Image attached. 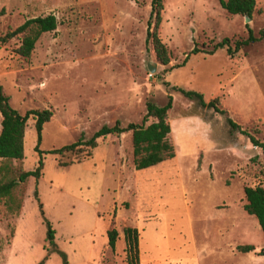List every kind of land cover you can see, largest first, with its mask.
I'll return each instance as SVG.
<instances>
[{
  "label": "rangeland",
  "instance_id": "obj_1",
  "mask_svg": "<svg viewBox=\"0 0 264 264\" xmlns=\"http://www.w3.org/2000/svg\"><path fill=\"white\" fill-rule=\"evenodd\" d=\"M161 1L157 32L170 55L167 65L146 41L151 0H0V36L10 34L0 42L2 90L20 114L52 111L38 144L40 178L20 183L18 212L17 202L0 200V263L127 264L123 228L135 227L138 264H264V235L243 208L244 186L264 187L260 149L231 130L223 115L173 88L199 92L206 102L218 98L233 121L263 140L264 0L255 1L247 22L218 0ZM48 14L56 17V29L39 36L28 59L19 56L15 29ZM247 25L259 39L234 50L247 38ZM223 38L231 56L226 46L189 53L194 44L208 50ZM150 61L157 64L153 73ZM168 96L172 159L136 170L130 131L99 138L85 159L83 152L49 153L116 120L140 123L146 102L161 106ZM36 145L30 117L20 164L25 171L37 165ZM69 158L70 166L58 165ZM44 219L54 245L46 241ZM109 227L118 232L114 250L107 245ZM244 245L253 250L237 248Z\"/></svg>",
  "mask_w": 264,
  "mask_h": 264
},
{
  "label": "trees",
  "instance_id": "obj_2",
  "mask_svg": "<svg viewBox=\"0 0 264 264\" xmlns=\"http://www.w3.org/2000/svg\"><path fill=\"white\" fill-rule=\"evenodd\" d=\"M220 6L230 15H241L251 17L255 9L256 0H218ZM162 10L161 0H151V10L147 21L146 28V41L150 42L152 50L155 55V59L162 65H167L170 62V55L166 45L162 42L158 35V26L161 21L160 12ZM2 11H0L1 14ZM57 21L53 14L45 16H37L26 19L21 25L15 29V34L21 35L20 44L16 49V53L28 59L34 48V44L39 36L48 31L56 29ZM248 36L243 41H236L234 43V50H239L242 45H247L251 42L258 40L252 33V30L247 25ZM264 29L261 31L263 35ZM10 34L6 36H0V42L3 43L9 38ZM227 47V53L231 56V48L229 45V39L223 38L221 41L213 44L211 49H198L196 44L190 50L189 53L195 54L203 52L206 54H212L217 49ZM186 55L183 63L188 58ZM180 64L176 65L179 66ZM174 89L181 92L184 96L189 98H196L202 106L212 108L216 113H219L225 117L226 123L231 130H237L248 138L251 145L258 147L261 151V155L264 159V135L263 140H259L246 129L232 120L229 112L219 106L218 98H212L209 101H205L203 95L199 92L192 90H185L181 87L173 86ZM172 106V97L168 96L167 102L164 105H157L151 101L146 102L145 114L140 123H128L125 126L120 125V121L116 120L112 126L102 125L93 135L84 140L81 136L76 142L62 146L57 149H52L49 153L64 157L67 155H77V153L83 152V159L92 155V150L97 146V140L105 137L106 135H119L123 132L130 131L131 144H132V156L133 164L136 170H142L152 167L160 162L169 160L175 157V151L173 144L169 139L170 125L168 122V110ZM0 200L4 203H14L16 200V193H20V197L23 196V185L28 177L35 179V184L41 176V169L43 165L42 151L38 148V144L41 140V133L44 123L48 122L52 116L50 109H33L28 110L24 114H20L17 110L13 109L9 103V97L6 95L2 86L0 85ZM34 119V126L37 135V145L35 150L39 154V160L37 165L32 170H23L20 166L24 158L23 152V140L26 122L29 118ZM84 149V150H83ZM15 161L17 165L11 166V162ZM73 158H69L67 161H58V165L61 167H68L73 164ZM79 162L80 160H76ZM20 187V189H19ZM244 197L246 202L243 205L244 210L253 215L260 226V229L264 235V187L257 186H244ZM34 197H38L37 190L34 189ZM38 200V198H37ZM17 212L21 207V203L17 202ZM41 207V204H40ZM43 214V212H42ZM46 224V241L50 245H54V230L48 220L44 219ZM107 245L110 250L115 249L118 232L116 228L109 227L106 230ZM123 239L125 243L124 251L127 264H138V230L135 227L123 228ZM242 252L253 250L251 245H244L237 247ZM260 255H264V248L259 251ZM2 264V263H0ZM38 264H44V260Z\"/></svg>",
  "mask_w": 264,
  "mask_h": 264
},
{
  "label": "water",
  "instance_id": "obj_3",
  "mask_svg": "<svg viewBox=\"0 0 264 264\" xmlns=\"http://www.w3.org/2000/svg\"><path fill=\"white\" fill-rule=\"evenodd\" d=\"M249 20H250V17L245 16V21L247 22V21H249ZM156 66H157V64H156V62H154V61H150L149 63H147V69H148V71L151 72V73L155 72V70H156Z\"/></svg>",
  "mask_w": 264,
  "mask_h": 264
}]
</instances>
